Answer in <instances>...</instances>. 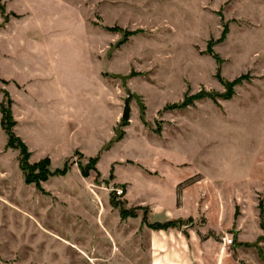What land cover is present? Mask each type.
Returning a JSON list of instances; mask_svg holds the SVG:
<instances>
[{
	"label": "rangeland",
	"instance_id": "obj_1",
	"mask_svg": "<svg viewBox=\"0 0 264 264\" xmlns=\"http://www.w3.org/2000/svg\"><path fill=\"white\" fill-rule=\"evenodd\" d=\"M8 23L42 44L0 65V264H264V0H0Z\"/></svg>",
	"mask_w": 264,
	"mask_h": 264
},
{
	"label": "crops",
	"instance_id": "obj_2",
	"mask_svg": "<svg viewBox=\"0 0 264 264\" xmlns=\"http://www.w3.org/2000/svg\"><path fill=\"white\" fill-rule=\"evenodd\" d=\"M12 26H13L12 24L8 23L6 25V28L0 30V31H3L4 32V34L0 32V35H3L4 36V40L7 43V46L9 48V51H13L14 52V53L13 52L11 53V52H8V51L7 52L4 51L5 52L4 53V56L3 57L1 56V59H0V65H1V67H3L2 66V63L3 62L6 65H7V63H10L13 66H20V65L24 64V55H25L24 52L26 51L25 49H32V50H34L35 44H36V46L39 45V44L40 45L42 44V43H39L38 41H37V43H35L33 41V43H30L32 45H30L26 41V39H24V38L22 39L21 38L20 39V42H19V45L16 46V44H15L16 42L14 40H12L13 32H9V30H10V28ZM15 47H17L18 51H15ZM18 52L19 53L21 52V54H19ZM88 62H89V60H87V63ZM4 77L6 79H8V80H11V83H10L9 88H8L11 93H13V89H12L13 88L12 87L13 85H12V83L13 84H15V83L23 84L22 81L20 82V81L16 80L15 78L11 77V76H8L6 73H4ZM15 86H16V84L14 85V87ZM86 92L88 93L87 95L89 96L90 99L93 98L94 96L97 97V94L93 96V93H92L91 90L86 91ZM71 104H72V106H71L72 109H69V105H71ZM57 105L59 106V109H60V112H58V116L60 118V121H61L62 126H64V124L65 125L67 124V121H66V118H65V115H64L65 112L71 113L73 111V108L75 106L73 105L72 102H69L68 97L61 98L57 102ZM13 110H14V108H13ZM89 113L90 114H89V119L88 120H89V126H90V128H92V130L93 129H97V128H101V129L104 130V128H102V122L105 120L104 122H105V126H106L107 121L105 119V113L102 111V109H99L98 110L96 108H90V112ZM82 114H84L83 116H86V111H84ZM103 116H104V118H103ZM105 134L106 135H104L103 138L100 137L99 138L100 140H98L97 142H107L108 135H107V131L106 130H105Z\"/></svg>",
	"mask_w": 264,
	"mask_h": 264
},
{
	"label": "trees",
	"instance_id": "obj_3",
	"mask_svg": "<svg viewBox=\"0 0 264 264\" xmlns=\"http://www.w3.org/2000/svg\"><path fill=\"white\" fill-rule=\"evenodd\" d=\"M6 95H7V97H8V95L9 94H7V92H6ZM11 99V98H10ZM9 99V104H8V107L7 108H5L4 106H2V112H3V124H5V121H12V124L14 125L15 124V121H14V119H13V116H12V110H11V100ZM8 134H9V137L12 139L15 135H14V133H13V131H11V130H9L8 129V132H7ZM147 224H148V226H150V227H153V228H156L157 227V223H148L147 222ZM159 224V223H158ZM164 224H159L158 226H160V227H162Z\"/></svg>",
	"mask_w": 264,
	"mask_h": 264
},
{
	"label": "water",
	"instance_id": "obj_4",
	"mask_svg": "<svg viewBox=\"0 0 264 264\" xmlns=\"http://www.w3.org/2000/svg\"><path fill=\"white\" fill-rule=\"evenodd\" d=\"M134 94L129 93L128 97L125 99V105H124V111L122 114L123 119H129L130 118V112H131V100L133 99Z\"/></svg>",
	"mask_w": 264,
	"mask_h": 264
},
{
	"label": "built area",
	"instance_id": "obj_5",
	"mask_svg": "<svg viewBox=\"0 0 264 264\" xmlns=\"http://www.w3.org/2000/svg\"><path fill=\"white\" fill-rule=\"evenodd\" d=\"M115 191H116V193L120 196V195H122L123 193H124V189H122V188H115L114 189ZM225 240L229 243V244H231L234 240H233V238H225Z\"/></svg>",
	"mask_w": 264,
	"mask_h": 264
}]
</instances>
